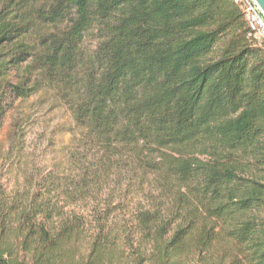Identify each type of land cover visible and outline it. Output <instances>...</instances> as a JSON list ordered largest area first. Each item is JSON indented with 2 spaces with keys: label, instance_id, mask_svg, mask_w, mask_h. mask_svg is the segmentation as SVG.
I'll return each instance as SVG.
<instances>
[{
  "label": "trees",
  "instance_id": "trees-1",
  "mask_svg": "<svg viewBox=\"0 0 264 264\" xmlns=\"http://www.w3.org/2000/svg\"><path fill=\"white\" fill-rule=\"evenodd\" d=\"M42 92L69 138L46 162L10 123L0 264H264V42L233 0H0V126Z\"/></svg>",
  "mask_w": 264,
  "mask_h": 264
},
{
  "label": "rangeland",
  "instance_id": "rangeland-1",
  "mask_svg": "<svg viewBox=\"0 0 264 264\" xmlns=\"http://www.w3.org/2000/svg\"><path fill=\"white\" fill-rule=\"evenodd\" d=\"M19 116L23 118L24 135H26L25 146L28 156L32 154L33 150L38 153L46 150L48 151L45 155L46 162L53 157L57 158L56 149L67 143L69 138L68 135L58 136L59 129L70 127L72 120L69 113L60 105L52 93L42 92L15 108L0 126V188L5 184H12L14 177H18L17 175H10L9 170L5 172L4 165L7 157H3V155L9 146L6 135L10 123ZM35 155L38 154L35 153ZM82 252L86 253L84 249H82Z\"/></svg>",
  "mask_w": 264,
  "mask_h": 264
},
{
  "label": "built area",
  "instance_id": "built-area-1",
  "mask_svg": "<svg viewBox=\"0 0 264 264\" xmlns=\"http://www.w3.org/2000/svg\"><path fill=\"white\" fill-rule=\"evenodd\" d=\"M244 14L245 21L256 36L264 42V17L252 0H233Z\"/></svg>",
  "mask_w": 264,
  "mask_h": 264
},
{
  "label": "water",
  "instance_id": "water-1",
  "mask_svg": "<svg viewBox=\"0 0 264 264\" xmlns=\"http://www.w3.org/2000/svg\"><path fill=\"white\" fill-rule=\"evenodd\" d=\"M264 17V0H252Z\"/></svg>",
  "mask_w": 264,
  "mask_h": 264
}]
</instances>
